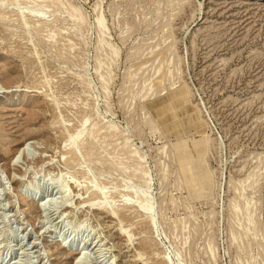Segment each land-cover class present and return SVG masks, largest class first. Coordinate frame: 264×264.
Segmentation results:
<instances>
[{
	"label": "rangeland",
	"instance_id": "1",
	"mask_svg": "<svg viewBox=\"0 0 264 264\" xmlns=\"http://www.w3.org/2000/svg\"><path fill=\"white\" fill-rule=\"evenodd\" d=\"M0 264H264V0H0Z\"/></svg>",
	"mask_w": 264,
	"mask_h": 264
},
{
	"label": "bare ground",
	"instance_id": "2",
	"mask_svg": "<svg viewBox=\"0 0 264 264\" xmlns=\"http://www.w3.org/2000/svg\"><path fill=\"white\" fill-rule=\"evenodd\" d=\"M60 247L62 248V249H64V248H66V246L65 245H63V243H60ZM74 248V247H73ZM70 248L69 249V251H70V253H69V256H76V257H78V256H81V254H82V249H80L79 250V248L78 247H76V248Z\"/></svg>",
	"mask_w": 264,
	"mask_h": 264
}]
</instances>
